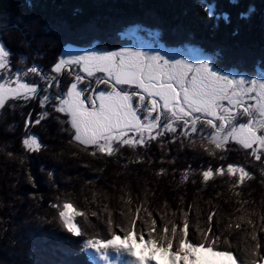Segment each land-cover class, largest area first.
I'll return each instance as SVG.
<instances>
[{"label":"trees","instance_id":"1","mask_svg":"<svg viewBox=\"0 0 264 264\" xmlns=\"http://www.w3.org/2000/svg\"><path fill=\"white\" fill-rule=\"evenodd\" d=\"M30 3L31 7L29 0H0V41L12 52L13 69H25L35 63L51 75L50 66L64 47L80 49L95 44L112 50L122 43L120 36L126 30L141 28L150 33L159 30L157 42L167 48L195 46L209 54L220 49L223 55L218 66L232 71L239 66L240 71L256 77L264 75V0H234V3L204 0L203 4L201 0H30ZM208 4L214 5L217 13H228L230 22L210 18ZM250 7L255 9L250 18L240 19L239 14ZM31 77L28 74L25 79H39ZM46 110L50 116L30 128L46 147L30 156L24 153L21 141L27 113L31 112L34 120L44 111L38 100L9 101L0 111V264H90L80 245L84 236H91L90 223L83 218L79 220L85 235L72 237L53 219L54 210L49 207L57 196L63 199L68 195L89 213L88 220L94 217L91 212L96 211L98 216L94 219L103 225L107 219L104 206L120 223L123 218L119 212L127 208L122 199L129 197L133 208L144 201L157 219L167 212L166 218L179 221L181 210L192 205L190 222L194 240L198 238L196 224L205 226L209 210H215L218 213L215 231L223 234L221 247H227L223 239H228L230 251L239 261H247L248 257L242 258L241 253L254 247L247 236L251 228L244 224L242 230L228 229L227 224L230 221L235 224L241 215L236 212L239 207L236 201L240 199L249 202L245 208L247 212H256L252 219L259 224V216L264 212V164L248 162L244 151L233 145L223 153L225 159L220 160L204 153L199 143L192 146L188 141L183 146L164 143L161 147L160 142L158 146L152 143L142 159L132 157L127 148L111 158L93 157L69 144L68 133L60 130L66 125L58 123L60 114L53 111L51 103ZM8 153L14 156L10 158ZM22 156H27L23 163ZM137 159L144 162H134ZM228 163L244 166L254 177L241 190V197L230 190L226 177H217L207 185L201 182L202 169ZM161 169L164 174L157 175ZM185 170L189 172L188 182L181 180ZM49 171L54 178L49 177ZM29 173L32 181L28 179ZM173 211L176 216H172ZM259 235L264 242V232Z\"/></svg>","mask_w":264,"mask_h":264},{"label":"snow or ice","instance_id":"2","mask_svg":"<svg viewBox=\"0 0 264 264\" xmlns=\"http://www.w3.org/2000/svg\"><path fill=\"white\" fill-rule=\"evenodd\" d=\"M229 2L234 3V0ZM206 7L210 18L230 22L228 13H217L212 4ZM254 11L250 7L240 13L239 18L248 19ZM151 33L157 41L160 39L159 30ZM145 49L122 46L111 50L95 44L80 49L66 46L50 66L49 75L35 63L25 69H13L12 52L0 41V110L9 101L35 100L44 109L34 120L32 113H27L25 136L21 141L24 153L30 156L46 147L30 128L50 116L46 106L51 103L53 111L60 114L58 123L66 125L60 130L68 133L69 144L93 157L111 158L124 148L147 149L153 142H160L163 147L164 143L175 144L179 140L182 146L184 141L196 146L198 137L199 148L210 157L224 160L223 153L230 151V145H236L264 164V75L257 78L240 71L239 66L236 71L218 66L223 55L220 49L209 54L201 47L172 49L160 43ZM19 55L23 62V54ZM64 73L72 77L66 91L60 79ZM28 74L39 79L27 80ZM100 85L106 87L100 89ZM53 87L58 91L51 92ZM8 156L12 158L14 154L8 153ZM27 156L20 158L21 163ZM164 171L161 169L156 174L163 175ZM48 175L54 178L52 171ZM199 175L205 185L217 177H226L236 197L242 196L241 190L254 178L244 166L235 163L209 166ZM28 179H34L30 173ZM181 180L188 182V170L183 172ZM122 202L127 208L119 212L123 218L120 223L113 219L108 206H104L106 238L96 235L81 242L82 254L89 261L102 264H238L239 258L230 251L228 239H223L227 247H221L223 234L215 231L218 215L215 210H209L205 226L196 224L198 238L194 240L190 222L192 205L181 210L177 221L166 218L167 212L157 219L144 201L134 208L131 197ZM236 203L239 205L236 212L241 215L235 224L230 221L227 228L242 230L247 224L251 228L247 236L254 242L247 261H239V264H264V254H261L264 242L259 235L264 232V212L257 224L252 219L256 212H247L245 208L249 202L240 199ZM49 207L54 210L53 219L65 232L72 237L85 235L78 218L88 221L89 213L74 203L70 195L63 199L57 196ZM176 215L173 211L172 216ZM91 216H98V213L92 211ZM4 231L7 232V228Z\"/></svg>","mask_w":264,"mask_h":264},{"label":"rangeland","instance_id":"3","mask_svg":"<svg viewBox=\"0 0 264 264\" xmlns=\"http://www.w3.org/2000/svg\"><path fill=\"white\" fill-rule=\"evenodd\" d=\"M120 40L122 43L120 45H118V47H116L115 49H112V50H116L122 46H124V47H142V48H146L145 50H147V48H151L158 43L156 37H154L152 35V33L148 32L147 30L141 29V28H139V30L133 29V28L130 29L126 35L122 34L120 36ZM63 49H62V51H63ZM175 49H181V48L175 47ZM81 75H83V74L81 73ZM31 76L34 77L32 74H31ZM259 77H260V75L257 76V78H259ZM32 79H34V78H32ZM60 79H61V87L63 88L64 91H66L67 84L69 82H71L72 77L68 76L67 73H64ZM92 84H93V87H95V81L94 80L92 81ZM81 87H84V85H81ZM105 87H106L105 85L99 86L100 89H104ZM56 91H58V90L56 89ZM165 139H167V138H165ZM179 143H180V141L177 140V142L175 144H172V145L176 146V144L178 145ZM184 143H185V141H184ZM197 143L200 144V140L198 137H197ZM153 144H155L156 146L159 145L157 142H153ZM233 146L238 148L239 150H242L236 145H233ZM150 147L151 146H149V148H147V149L141 148V149H138L136 151H133L132 149H129V148H127L126 150H128V154L132 155V157H138V158L142 159L143 158L142 155H143L144 151L151 149ZM120 150H123V149H120ZM242 151H244V150H242ZM244 154H245L246 160L248 162L256 163V161L252 157H250L249 155H246L245 151H244ZM79 220H82V218H78V221ZM88 223H90V226H89L90 228H89V232H88L91 235L90 237L96 236V235H99L100 237H107V226L106 225L100 224L96 219H94V217L90 218V220H88ZM87 238H89V237H85V236L83 237L84 240ZM54 244L57 246L58 245L57 241ZM80 245H81V243H80ZM244 248H245L244 250L247 249L246 247H244ZM249 250H247L244 254L241 253V255H242L241 257L246 259L248 257ZM261 254H264V253L262 252ZM64 255L68 256L69 254L67 252H64ZM90 262H92V261H90ZM92 263L93 264H102V262H92ZM238 264H239V261H238Z\"/></svg>","mask_w":264,"mask_h":264}]
</instances>
